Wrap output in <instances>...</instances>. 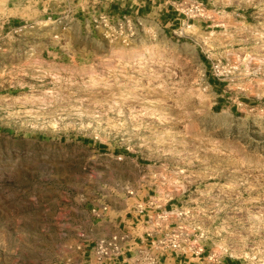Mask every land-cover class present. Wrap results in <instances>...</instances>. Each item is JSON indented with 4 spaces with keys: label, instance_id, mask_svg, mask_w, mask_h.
Wrapping results in <instances>:
<instances>
[{
    "label": "rangeland",
    "instance_id": "obj_1",
    "mask_svg": "<svg viewBox=\"0 0 264 264\" xmlns=\"http://www.w3.org/2000/svg\"><path fill=\"white\" fill-rule=\"evenodd\" d=\"M190 1L125 43L120 0H0V264H81L83 207L149 193L264 264V0Z\"/></svg>",
    "mask_w": 264,
    "mask_h": 264
},
{
    "label": "crops",
    "instance_id": "obj_2",
    "mask_svg": "<svg viewBox=\"0 0 264 264\" xmlns=\"http://www.w3.org/2000/svg\"><path fill=\"white\" fill-rule=\"evenodd\" d=\"M120 1L121 3L117 4L111 2V8L114 12H119L120 14L137 12L146 17L157 13V15L161 16V20L164 19L169 21V23L179 25L180 15L177 14L175 6L180 0ZM221 98L223 99V97ZM126 196L129 197L128 192ZM134 197H136V194ZM135 199L138 204L132 206L127 202V199L117 201L114 205L113 199H111L112 202L110 204L94 203L83 207L80 217L85 221L82 224L83 227L79 225L81 227L79 233L85 234L87 238L83 242L81 240V251L79 253L76 251L79 258L81 257V264H91L90 260L96 242L102 239H109L115 235H127L129 237V241L124 244L125 253L120 258L119 263L127 264L128 258L134 254L139 244L150 239L148 238L150 234L151 237L159 238L171 231L179 223V220L172 218L170 214V211H174V205L168 203L165 205L160 204L162 200L158 199V195L152 196L149 193L145 197L141 198L138 196ZM104 206L108 207V212L103 218H96L92 215V209H100ZM163 214L168 215V219L161 220L159 217ZM197 245V241H189L182 254L163 257L161 264H239L223 257L219 258L216 256L217 254L210 253L204 248L198 249ZM127 246H130V249L126 248ZM76 247L78 248V246ZM213 256H215V259L211 260Z\"/></svg>",
    "mask_w": 264,
    "mask_h": 264
},
{
    "label": "built area",
    "instance_id": "obj_3",
    "mask_svg": "<svg viewBox=\"0 0 264 264\" xmlns=\"http://www.w3.org/2000/svg\"><path fill=\"white\" fill-rule=\"evenodd\" d=\"M190 4L180 12L187 18L186 28L190 29L192 25L189 23L196 18H204L206 16V10L204 5L198 0H191ZM105 24L109 26V22L103 19ZM147 28V23L139 13L127 14L122 17L120 21L117 22L115 28L113 29V35L116 37H121L125 43L137 39L143 34ZM183 30V28H181ZM221 68L216 67V76L220 73ZM221 75V73H220ZM130 197H134L133 191L128 192ZM142 209V207H140ZM108 212V207L104 206L100 209L93 210V214L97 218H103ZM175 212V210H174ZM186 214L183 211L175 212V218L179 220V223L168 233L164 234L159 238L151 237L146 242H142L137 247L134 254L128 258L127 264H161L163 257H168L169 255H180L184 252L188 242H191V234L187 233L186 227L180 223L184 220ZM161 220L168 219V215H161L159 217ZM85 239V235L80 236ZM204 234L196 236V241L204 239ZM129 241L127 235H115L109 239H102L96 242L93 255L90 260L91 264H119L120 258L125 253L124 244ZM194 241V242H196ZM126 248L130 249V246ZM203 253V251H201ZM199 252V253H201ZM215 256L211 258L214 260Z\"/></svg>",
    "mask_w": 264,
    "mask_h": 264
},
{
    "label": "bare ground",
    "instance_id": "obj_4",
    "mask_svg": "<svg viewBox=\"0 0 264 264\" xmlns=\"http://www.w3.org/2000/svg\"><path fill=\"white\" fill-rule=\"evenodd\" d=\"M132 60H134V62L136 63H151L150 61L155 59V57L153 55L147 56L144 54L141 55H137L136 57L131 58Z\"/></svg>",
    "mask_w": 264,
    "mask_h": 264
}]
</instances>
